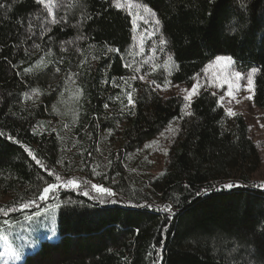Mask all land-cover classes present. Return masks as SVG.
Masks as SVG:
<instances>
[{
    "label": "trees",
    "instance_id": "16d2710c",
    "mask_svg": "<svg viewBox=\"0 0 264 264\" xmlns=\"http://www.w3.org/2000/svg\"><path fill=\"white\" fill-rule=\"evenodd\" d=\"M120 1L147 6L161 22L148 71L147 53L128 61L133 18L112 0H59V23L37 0H0V198L9 197L0 228L58 199L49 206L57 239L19 264H264V183L251 181L260 158L246 121L228 117L209 88L185 107L151 83L188 85L215 58L231 57L237 71L257 69L252 100L264 110V0ZM108 79H128L135 105L109 99ZM166 130L163 166L146 187L138 156ZM92 166L94 182L114 196L60 187L51 200L37 198L56 175L84 181Z\"/></svg>",
    "mask_w": 264,
    "mask_h": 264
},
{
    "label": "rangeland",
    "instance_id": "374dc122",
    "mask_svg": "<svg viewBox=\"0 0 264 264\" xmlns=\"http://www.w3.org/2000/svg\"><path fill=\"white\" fill-rule=\"evenodd\" d=\"M135 20L134 25V40L131 49L129 50L130 58L128 61L130 63H137L138 57H141V53H147L148 61L146 63L147 71L150 70V64H152L153 59L155 58L152 52L154 32L156 30L155 20L150 15L144 11V6L140 4L133 3L131 1H120ZM133 71L132 69H130ZM237 70L233 66V62L229 64L228 61H217V58L209 62L199 73H197L188 85L186 84H176L173 86H167L165 90L155 89L161 91L162 93H177L183 98L187 95L185 89L191 90L194 84L197 82L200 85V89L209 88L218 96V99L221 96H224L223 109L227 114L226 109L231 108L236 115H240L244 118L248 126V135L251 141L254 143L258 150L260 163L257 170L251 175V181L264 183V110L257 107L252 100L253 92L246 90V76L250 71H238L242 74V79L238 82L235 81L234 73ZM137 77L136 74H133L130 78ZM254 77V74H253ZM229 80L239 84L240 90L235 93V99H232L226 95L228 90V84H224L223 88H220L219 85L224 80ZM146 78L144 77L145 81ZM106 84V95L108 98L121 102L123 98H128L127 93H131V84L128 79H123V83L119 84L114 81V79L105 80ZM251 96V99L246 97ZM239 101L237 103L236 101ZM186 102V101H185ZM189 103V102H186ZM228 116V115H227ZM230 117V116H228ZM233 117V116H231ZM174 124L170 126L172 129ZM170 130H166L161 136L154 139L153 142L148 143L145 147V150L139 154L141 159V164H138L134 168L135 173L138 177L145 179L146 187H151V182L149 179H153L158 175L161 165V159L163 151L167 148L168 138L170 135ZM131 160V163H135L133 157H125V160ZM141 165V166H140ZM98 167L92 166L91 172L92 176L86 180L75 179L73 174L70 177H67V180H77L81 182V188L84 190L93 193H96L92 188L91 184L94 182V175L99 171ZM148 168V169H147ZM140 174V175H139ZM79 175H84L82 171L79 172ZM83 182L84 185H83ZM54 183H63V181L54 182ZM96 185H100L95 183ZM46 187V186H45ZM146 187L143 188L146 190ZM70 188V187H62ZM72 188V187H71ZM56 193V192H55ZM9 199L8 196H3L0 198V202H6ZM53 199V196L48 199ZM113 198L111 202H115ZM58 199H53L51 202H46L45 210L40 211L41 215L29 221L26 218L23 220L10 223L11 226H5L0 228V264H19L22 257L32 252L40 241L42 240H55L58 237L57 234V209L55 207H49L51 204L57 203ZM30 207V206H29ZM28 207V208H29ZM27 209V208H24ZM19 253L20 259H16L14 254Z\"/></svg>",
    "mask_w": 264,
    "mask_h": 264
},
{
    "label": "snow or ice",
    "instance_id": "6c2138e0",
    "mask_svg": "<svg viewBox=\"0 0 264 264\" xmlns=\"http://www.w3.org/2000/svg\"><path fill=\"white\" fill-rule=\"evenodd\" d=\"M37 3L40 4V5H43L45 11L47 12V15L48 17H50V23H59L61 19H65L64 17H60L59 19H57L55 13H54V7L56 9H59L60 7H63L62 4L59 3V0H37ZM112 4L117 8V9H120L123 7V5L121 4L120 0H112ZM4 5L3 4H0V8H3ZM144 11L146 13H151V15L153 17H155V12H152V10L150 8H148L147 6L144 7ZM131 15V13H129ZM91 18V17H89ZM160 20L159 19H156L155 20V24L157 26L160 25ZM133 24L135 25V20L133 21ZM29 28H31V24H29ZM79 38H83V37H79ZM71 43V42H69ZM160 44L161 45H164L166 44V41L163 39V37L160 38ZM36 47H39V45H37ZM163 50V49H161ZM108 52H119L120 50L119 49H115V48H108L107 49ZM93 59H97V57H93ZM172 60V57L169 56L168 57V61L165 62V67H167L168 65V62ZM223 60H226L229 62V64L232 63V58L231 57H217V61H223ZM83 63V62H82ZM147 63V61L145 62ZM126 67H128V65H126ZM154 68L155 67H158V65H154L153 66ZM25 71L27 72H30L31 69H26ZM56 71H60L59 68L56 69ZM135 71L139 72V69H135ZM257 72V69L256 68H252L251 71L247 74L246 76V80H247V84H246V90L249 91V92H254V81H253V74ZM234 76H235V81L238 82L240 81L243 77H242V74L240 72H235L234 73ZM141 80H144V77L143 76H140L139 77ZM132 79H136V77H132ZM152 84L155 85V87L157 89H161V90H165V87L166 86H171L170 85V82H166V85H160V84H156L155 81H152L151 82ZM228 84V90H227V93L226 95L232 99H235V93L239 92L240 90V87H239V84L238 83H235V82H231L229 80H224L220 85L219 87L220 88H223L224 84ZM199 88H200V85L199 83L197 82V84H194L192 86V89L191 90H188V89H185L184 91L187 92V95L184 96V100L186 102H189V103H186L185 104V107H189L190 106V101L192 99V97L194 95H198L199 94ZM213 95H216V93H212ZM127 96H128V105L129 106H134L135 105V101L133 100L132 98V94L129 92L127 93ZM247 99H251V96L249 97H246ZM237 103H239V101L237 100L236 101ZM218 104H220L221 106H223L224 104V96H221L218 101H217ZM105 107H108V105H105ZM227 111V115L228 116H234L236 115V113L231 109V108H228L226 109ZM188 115H191V113H187ZM0 135H2V133H0ZM29 154L32 155L31 151L29 150ZM165 154H167V150H165ZM32 158L34 160H36V163L38 165L41 164V161L36 159V157L33 155ZM45 170L48 171V174L50 176L53 175V173L48 170L46 167H45ZM55 180L56 181H60L61 180V177L59 175H56L55 176ZM236 185H233V184H227L225 185L226 188H233L235 187ZM60 187H72V188H75V189H80L81 188V182L77 181V180H68L66 182H63V183H49L46 187L43 188L42 192L39 194V196L37 197L39 200L41 201H46L48 199H50L52 197V195H54V193L56 191L59 190ZM261 187H264V185H262ZM91 188L98 194L101 195V197L103 196H107V197H112L115 195V193L109 189V188H106L102 185H96V184H91ZM84 195H89L88 192H84ZM101 202H103V200H101ZM30 204H35V200L33 201H30ZM29 207V204H22L21 205V208H28ZM165 211H167L169 213V215L171 216L173 210H172V207L169 205L167 206L165 209ZM5 215H7V213H5ZM41 215L40 212H37L33 215H29L28 217H26L27 220L29 221H32L36 218H38L39 216ZM3 225L5 226H11L10 224V221L8 219H5L3 221ZM15 258L16 259H20V254L19 253H15L14 254Z\"/></svg>",
    "mask_w": 264,
    "mask_h": 264
}]
</instances>
